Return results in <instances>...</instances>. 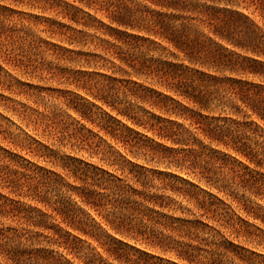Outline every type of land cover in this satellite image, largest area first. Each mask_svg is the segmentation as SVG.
<instances>
[{"label":"trees","instance_id":"obj_1","mask_svg":"<svg viewBox=\"0 0 264 264\" xmlns=\"http://www.w3.org/2000/svg\"><path fill=\"white\" fill-rule=\"evenodd\" d=\"M2 1L49 9L54 37L98 52L64 49L68 61L117 68L121 76L96 73L94 83L87 72H60L115 113L97 115L99 133L182 172L127 161L111 146L103 151L105 140L83 128L63 136L79 150L102 152L112 171L66 156L57 162L60 173L37 175L25 166L11 171L0 158L1 189L24 190L49 207L26 208L0 194V216L35 213L31 225L49 230L44 238L58 249L21 248L22 239L34 242L42 233L8 228L0 229L1 254L13 264H103L101 254L119 264L264 259L227 239L264 248V209L249 199L264 196V174L249 170L264 168V0ZM67 106L85 121L95 107L77 97ZM124 248L137 257L122 260Z\"/></svg>","mask_w":264,"mask_h":264},{"label":"rangeland","instance_id":"obj_2","mask_svg":"<svg viewBox=\"0 0 264 264\" xmlns=\"http://www.w3.org/2000/svg\"><path fill=\"white\" fill-rule=\"evenodd\" d=\"M0 7V158L5 162H11V171L16 166H25L29 172H35L34 174L37 175H45L44 173L47 171L60 173L57 162L66 156L112 171L113 167H110L107 161L102 160V152L89 153L84 149L79 150L71 146L73 141L63 135H66L67 132L71 133L76 128H83V133L91 131L102 137L105 140L103 151H107L108 146H111L113 151L121 153L127 161H133L149 168H169L158 157L152 159L151 155H144L146 152L144 150L137 156L135 153L131 154L127 149H123L121 144H116L110 137L105 136L103 132L99 133L97 115L107 113L115 117V113L100 103H95L88 91L77 89L75 85L69 84L66 81L68 76H62L60 72L61 70L87 72L93 75L94 83L101 79L96 76V73L121 76L119 73H115L117 68L111 69L110 63L105 67H100L102 63L98 66L88 67L68 61V54L64 53L63 50H80L81 47H68L57 36L54 37L51 34L49 24L56 18L54 12L49 9L43 11L2 0H0ZM2 7H8L13 12L4 11ZM2 15H6L7 19H4ZM81 49L84 52L98 53L94 52L95 48L90 45ZM18 58L24 60V64L16 61ZM27 64L29 66L25 67ZM249 79L252 80L253 78L250 77ZM254 80L260 81L259 79ZM75 97L95 105L90 119L82 120L79 115L68 108L67 104H69L70 99ZM116 119L121 121V124L130 126L142 136L145 135L150 140L152 139L153 143H161L152 133L142 128H135L120 117H116ZM159 154L163 155L161 152ZM2 165L3 163L0 162V167ZM169 169L182 172L173 167ZM249 170L264 174V168H256L253 165H249ZM184 171L190 173V178H194L189 170L184 169ZM1 185L3 184L0 183ZM9 192H12L10 187L4 189L0 187L1 195L26 208L32 207L42 211L49 208L42 203L33 201L31 197L25 194L24 190L15 191L12 194ZM212 192L216 193V190L212 189ZM49 197L51 196L48 195ZM249 199L253 206L264 209V196L250 197ZM0 202H6V199L2 198ZM23 214L25 217H20V219L0 216V229L17 228L33 235L36 232L42 233L43 236L36 238L37 241L34 242L22 239L21 248L55 250L58 254L57 247L50 246L47 243L48 240L44 238L49 235V230H39L31 225L30 222H34L35 213ZM249 222L254 223L256 221L251 219ZM47 224L49 226V222ZM257 224H261V222L258 221ZM63 229L65 230V227ZM227 239L243 248L246 255L255 252L264 256V248L262 247L245 243L242 239L234 237ZM37 242H41V244ZM88 243H91L94 248L97 245L91 240H88ZM97 251L101 252L102 250L97 249ZM120 252L124 255L122 260H125L126 257L130 259L137 257L128 248H124ZM101 255L104 259L103 264H119L112 258L108 259L105 254ZM162 257L171 258L172 256L164 255ZM246 258L245 262L236 260L229 263L225 257L223 264H264L263 258L253 257L249 261ZM143 263L141 261V264ZM0 264H13L7 255L1 254V250Z\"/></svg>","mask_w":264,"mask_h":264}]
</instances>
